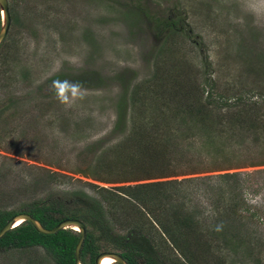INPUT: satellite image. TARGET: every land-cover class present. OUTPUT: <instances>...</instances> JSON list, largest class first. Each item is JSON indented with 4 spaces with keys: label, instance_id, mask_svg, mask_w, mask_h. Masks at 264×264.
<instances>
[{
    "label": "rangeland",
    "instance_id": "374dc122",
    "mask_svg": "<svg viewBox=\"0 0 264 264\" xmlns=\"http://www.w3.org/2000/svg\"><path fill=\"white\" fill-rule=\"evenodd\" d=\"M9 6L11 27L0 44V210L58 203L81 209L102 252L111 251L116 238L152 228L143 204L110 192L160 182L150 188L157 195L150 207L195 218L204 264H264V0H9ZM162 89L167 105L160 110ZM199 102H206L207 127L190 113ZM184 104L177 117L183 122L164 119L179 134L168 138L172 158L158 154L165 163L156 167L155 158L128 147L151 117ZM143 140L147 150L150 141L169 150L163 136ZM123 142L125 151L114 147ZM228 173L239 177L221 176ZM233 194L248 204L236 208L241 218L230 213ZM93 202L102 204V216ZM154 233L164 257L180 264L175 254L187 264ZM0 264L58 263L34 246L0 249Z\"/></svg>",
    "mask_w": 264,
    "mask_h": 264
},
{
    "label": "trees",
    "instance_id": "16d2710c",
    "mask_svg": "<svg viewBox=\"0 0 264 264\" xmlns=\"http://www.w3.org/2000/svg\"><path fill=\"white\" fill-rule=\"evenodd\" d=\"M163 90L164 89L160 90L163 94L162 95L163 101H160L161 103H159V105L161 106L160 110L163 109L162 108L163 104L167 105L165 101L166 94L165 92H163ZM193 92L195 93V89ZM183 97L178 98L176 100H180V99L183 100ZM176 100L174 101V103L171 105L170 108H175V105L178 104ZM183 106H185V104L182 106L178 105L177 109L172 110L171 113L169 114H167L166 111L162 110L161 113L159 112V114L155 115L154 117H151V119H149V122L146 126H140L138 130L136 131L134 130L135 132H133L132 138H129L127 140L128 147L130 145L135 144L140 151L144 152L146 155H150L152 158H155V162H153V164L156 163L155 164L156 167L161 166L163 163H165V161L163 163H159V161H157L158 154L161 155V153H167L168 155L169 153L170 154L169 157L172 158L171 154H173L174 152L173 149L175 147L171 148L172 144L169 142L168 138L170 134L172 136H178L179 134H177L175 131L173 132L172 131L173 126L167 125V123L164 122V119L167 118L168 123H171L170 121L171 119L174 122H178V121L183 122L181 120H177V117L183 116L182 115L183 113H181V111L183 110ZM194 106L191 108L190 113L191 112L193 113V111L195 110L192 116L195 117L196 120H199V122H202L203 119L202 126L207 127V121L204 118V114H203L204 107H206V102L203 103L199 102L198 105H194ZM157 118H159V121L155 122L153 126V122ZM162 128H164L165 131H163ZM153 130L157 134L153 135ZM158 130H162L163 134L159 135L160 131ZM146 136L148 137L153 136L155 140L163 136L168 143L169 150L166 151L163 149H159V144L155 143L154 141L148 142V144L153 143V145L152 147H149V150H147L148 145L143 140V137ZM180 137H183V135L182 136L180 135ZM138 146H141V148ZM114 147H116L121 151H125L126 142L115 145ZM165 147L166 146L163 145L162 148ZM106 154H109V152ZM116 162L119 163L121 166L126 165V163L122 162L120 159H117ZM109 164L111 166L108 168L114 166V163H111V160ZM221 176L227 179H231V178L239 177V174L228 173V174H222ZM105 179L106 178H104V180ZM167 183H172V181ZM153 185L159 186L160 182H156L155 184H148L147 187L146 185L117 187L116 189L120 191L121 194H119L120 192L118 193L117 191L110 192L111 195L116 196L120 200L121 199L128 200L130 198H133L139 201V203L143 204V208H144L143 210L145 214L148 215V217L147 216L144 217L147 219L148 223H151L152 226L149 225V227L152 229L150 232H148L147 235H137V236L133 235L131 237L120 236L116 238L115 240L112 241L113 242L112 249L109 252L120 253L127 260L129 264H141L140 260L142 261L143 264H173L172 256H171V260L167 259V257H164V253H161L160 250L156 248V247L158 248L160 247L158 245L154 246L156 245V241L154 240L155 238L153 237L154 236L153 234H155L154 232H158L162 236V240L166 241L163 246L164 247L170 246V248L176 251V253L179 254L181 258L186 259L187 264H204V257L203 255H201V252H199V247L196 245L197 242L195 240V239H197L198 241L201 240L200 239L201 236L198 230H194L192 228L197 223V221L195 220V218H193V216L183 214L182 209L172 208V210L170 211H165V213L159 214L158 210H154L152 207H150V204L152 205V200L157 196L154 195L150 190V188L153 187ZM100 188L102 190H107L106 188L103 187ZM238 197H239L238 194H233V197H231L230 199L231 201L236 200L235 202L236 205L234 207L231 204H228L231 207L229 209L231 214L234 213L237 214L236 208L237 209L240 207L246 208L248 206V204L245 202L246 200L243 197H241V199H238ZM105 201H107V199H105ZM95 204L96 203L93 202L92 205L94 206H90L94 209L95 216L96 215L102 216L104 213L102 204H97V205ZM145 209L147 211H145ZM79 210L81 209L68 211L65 205L61 203H58L56 207L54 204L52 205L35 204L33 206H27L19 211L9 212V211L0 210V229L6 224L9 218L20 212H26L31 214L47 228L55 227L60 221L64 220L65 218L80 219L87 226V224L91 223L92 221H90V219L87 218L85 215L80 214ZM161 215L164 216L162 217ZM237 215L241 218L240 214ZM253 215L254 214L250 213L249 217L251 218ZM101 223H104V221L99 222V224ZM105 232L107 234L111 233L110 227H106ZM242 235L243 233L238 235L239 239L241 238L244 239ZM79 238H80V233L73 229H62L55 234H49V235L42 234L38 232L30 222L26 221L23 222L18 227L11 229L2 238H0V249L10 250L13 248H28L34 246H42L54 256L58 264H74L75 248ZM98 241L99 240L94 238L93 232L90 231V229L87 226L86 237L81 251L82 264H95L97 255L102 252L101 250L102 244ZM231 241H233V238H230L228 240V243ZM207 246L208 245L206 244V247ZM173 256L179 261L180 264H184L182 260L176 257L177 255L173 254ZM114 264H118V263L115 262Z\"/></svg>",
    "mask_w": 264,
    "mask_h": 264
},
{
    "label": "water",
    "instance_id": "95a60500",
    "mask_svg": "<svg viewBox=\"0 0 264 264\" xmlns=\"http://www.w3.org/2000/svg\"><path fill=\"white\" fill-rule=\"evenodd\" d=\"M0 9L4 10L6 14V18L3 19V26L0 30L1 44L8 36L12 22L9 0H0ZM18 219H22V223L26 221L30 222L38 232L46 235L55 234L62 229H73L75 231H78L80 233V238L75 248L74 264H82L81 251L87 232V226L82 220L77 218H65L64 220L60 221L55 227L47 228L31 214L20 212L9 218L6 224L0 229V238H2L11 229L18 227V225H16ZM106 256L113 257L115 259V262L118 264H129L120 253L109 251L101 252L100 254H98L95 260V264H102V261Z\"/></svg>",
    "mask_w": 264,
    "mask_h": 264
},
{
    "label": "bare ground",
    "instance_id": "6f19581e",
    "mask_svg": "<svg viewBox=\"0 0 264 264\" xmlns=\"http://www.w3.org/2000/svg\"><path fill=\"white\" fill-rule=\"evenodd\" d=\"M2 17H3V19H5L6 18V14H5V12H4V10H3V12H2ZM22 224V219H18L17 220V223H16V225H21ZM77 228V227H76ZM78 229V228H77ZM115 263V259L113 258V257H111V256H106L104 259H103V261H102V264H114Z\"/></svg>",
    "mask_w": 264,
    "mask_h": 264
}]
</instances>
